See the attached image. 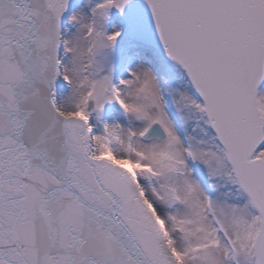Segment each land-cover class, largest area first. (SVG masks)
<instances>
[{
	"label": "snow or ice",
	"instance_id": "6c2138e0",
	"mask_svg": "<svg viewBox=\"0 0 264 264\" xmlns=\"http://www.w3.org/2000/svg\"><path fill=\"white\" fill-rule=\"evenodd\" d=\"M0 264H264V0H0Z\"/></svg>",
	"mask_w": 264,
	"mask_h": 264
}]
</instances>
